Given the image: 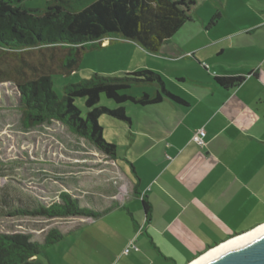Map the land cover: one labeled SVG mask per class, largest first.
<instances>
[{"label":"crops","instance_id":"0c3cea01","mask_svg":"<svg viewBox=\"0 0 264 264\" xmlns=\"http://www.w3.org/2000/svg\"><path fill=\"white\" fill-rule=\"evenodd\" d=\"M251 8L258 14L253 26L214 38L211 32L221 21L210 22L207 35L212 39L186 52L178 49L183 58L192 53L206 75L186 71L187 77L172 80L185 97L169 90L188 104L164 99L153 105L161 121L153 120L159 126L137 134L148 141L127 160L130 176L117 165L125 184L118 200L102 216H84L63 233V240L73 233L75 238L67 242L75 254L71 250L69 258L53 257L48 248V264H190L217 244L264 223V9ZM234 12L232 8L233 15L227 16L230 23L244 19ZM114 38L131 41L109 36L99 44L108 46ZM172 41L156 55L168 56ZM235 75H245L246 80L233 89L214 80ZM152 87L150 94L157 91ZM200 128L206 130L204 146L192 140ZM143 199L151 206L148 220ZM128 200H139L138 214ZM117 212L126 218L112 221ZM132 244L137 249L126 252ZM82 250L88 254L78 258L76 251Z\"/></svg>","mask_w":264,"mask_h":264},{"label":"rangeland","instance_id":"374dc122","mask_svg":"<svg viewBox=\"0 0 264 264\" xmlns=\"http://www.w3.org/2000/svg\"><path fill=\"white\" fill-rule=\"evenodd\" d=\"M262 1L264 0H196L192 10V21L185 23L173 36L174 41L166 50L168 56L148 53L134 42L114 38L108 46L102 43L104 46L97 44L91 47L80 67L72 74L56 76L54 91L62 96L65 85L90 79L95 73L122 77L126 72L149 69L160 74L167 89L171 87L185 97L172 80L176 82V76L187 77L186 71L194 76L206 74L202 69H198V61L192 58V53L183 58L182 55L179 56L178 49L186 52L208 41L210 37L207 35V28L211 21H221L220 27L211 32L214 38L253 26L258 14H254L257 12L251 6L255 5L262 10L264 9ZM45 4L46 0L23 2L29 9L43 8ZM247 6L250 11H245ZM232 8L238 12H234V16L241 14L244 19L237 18L234 23H230L227 16L233 15ZM246 55L250 56L251 53L246 51ZM173 56L175 58H168ZM152 86L138 84L127 92L139 96L143 92H151ZM76 103L85 112L84 100L79 98ZM99 105L109 108L118 106L104 96ZM125 106L132 120L131 124L107 115L99 119L104 129V139L117 145L115 160L87 139L70 131L60 121L52 120L38 126L25 127L17 87L8 82L0 84V234H27L32 240L43 243L51 230L61 234L70 231L78 225L80 218L86 217H49L32 213L39 206L62 202L64 193L70 194L80 206L94 211L103 212L113 206L125 185L117 165L130 176L131 168L128 161L139 146L148 141V137L137 134H143L146 129L155 125L159 126V123L153 120L161 121L160 116L154 111L156 106L142 108L130 102ZM127 203L135 214H138L139 200H128ZM121 216L126 218L124 213L117 212L110 219L119 221ZM65 238L55 246V249L50 247L48 254L58 258L64 254L69 258L73 250L74 255L76 249L70 248V243L67 242L73 241L75 238L73 233L66 234ZM76 254L78 258H85L88 253L82 250L76 251ZM41 262L48 264L45 255L36 261Z\"/></svg>","mask_w":264,"mask_h":264},{"label":"trees","instance_id":"16d2710c","mask_svg":"<svg viewBox=\"0 0 264 264\" xmlns=\"http://www.w3.org/2000/svg\"><path fill=\"white\" fill-rule=\"evenodd\" d=\"M24 1L0 0V84L8 82L17 87L25 127L60 121L115 159L117 145L104 139L101 116L131 124L127 102L141 107L164 99L188 104L167 89L160 74L149 69L126 72L122 77L95 73L90 79L65 85L62 96L54 91V79L75 72L88 50L109 36L134 41L157 54L185 23L192 21L196 0H46L45 7L35 9L25 7ZM214 80L220 87L233 89L246 76H216ZM138 84L155 85L157 91L139 96L127 92ZM103 96L118 106L99 105ZM79 98L84 100L85 112L76 103ZM142 202L148 220L151 206L144 199ZM32 213L98 218L104 212L82 207L64 193L62 202L39 206ZM63 238L56 230H51L43 243L27 234H0V264H35L36 258Z\"/></svg>","mask_w":264,"mask_h":264},{"label":"water","instance_id":"95a60500","mask_svg":"<svg viewBox=\"0 0 264 264\" xmlns=\"http://www.w3.org/2000/svg\"><path fill=\"white\" fill-rule=\"evenodd\" d=\"M194 264H264V227L214 249Z\"/></svg>","mask_w":264,"mask_h":264},{"label":"built area","instance_id":"2783aa9c","mask_svg":"<svg viewBox=\"0 0 264 264\" xmlns=\"http://www.w3.org/2000/svg\"><path fill=\"white\" fill-rule=\"evenodd\" d=\"M205 137H206V130L204 128H200V129H197L194 134H193V137H192V140L200 145V146H204L206 144V141H205ZM130 248H135L137 249V247L132 244V246H129L127 249H126V252H128L130 250Z\"/></svg>","mask_w":264,"mask_h":264},{"label":"bare ground","instance_id":"6f19581e","mask_svg":"<svg viewBox=\"0 0 264 264\" xmlns=\"http://www.w3.org/2000/svg\"><path fill=\"white\" fill-rule=\"evenodd\" d=\"M263 227H264V224H262V225L256 227L255 229H253V230H251V231H249V232H246V233H243V234H240V235H237V236H235V237L230 238L229 240L225 241L224 243H221L220 245H218V246H216V247H214V248H211L210 250H208L207 252H205L204 254H202L201 256H199L198 258H196V259H195L193 262H191L190 264H194L195 262H197L198 260H200L201 258H203L204 256H206L207 254H209V253H210L211 251H213L214 249H216V248H218V247H220V246H222V245H224V244H226V243H228V242H230V241H232V240H234V239H237V238H239V237H241V236H244V235H246V234H249V233H251V232H254V231H256V230H258V229H260V228H263Z\"/></svg>","mask_w":264,"mask_h":264}]
</instances>
